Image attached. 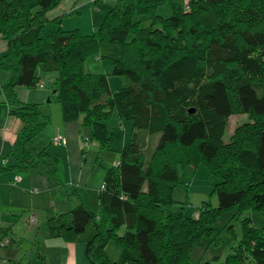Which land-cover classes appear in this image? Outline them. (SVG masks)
Instances as JSON below:
<instances>
[{
  "label": "trees",
  "instance_id": "trees-1",
  "mask_svg": "<svg viewBox=\"0 0 264 264\" xmlns=\"http://www.w3.org/2000/svg\"><path fill=\"white\" fill-rule=\"evenodd\" d=\"M61 1L0 0V39L7 43L0 70L12 73L3 91L10 113L23 122L0 159L2 168L30 175L43 164L60 162L47 147L29 149L50 115L16 91L42 87L44 73H56L53 97L62 119L92 127L90 138L101 148L111 147L107 121L114 111L131 121L132 131L118 164H101L106 174L99 209L79 196L72 209L47 220L51 237L74 241L83 235L79 241L86 243L91 264H182L189 256L186 243L210 235L225 212L262 210L264 79L253 81L247 73L264 72V0H190L191 13L178 0H117L92 33L64 29V16L47 32V12ZM233 3L236 11L222 17L223 8ZM192 13L203 38L195 24L184 30ZM93 56L111 70L88 71ZM109 75L120 76L123 85L111 88ZM185 105H194L195 112L182 114ZM237 112L247 114L249 122L228 136L229 119ZM156 134L159 142L150 157L141 139ZM200 163L219 179L213 190L218 205L206 202L197 215L172 211L178 166ZM30 214L36 219L34 211ZM242 223L243 238L225 262L214 257L197 264H246L250 257L264 264V228L250 218ZM11 241L0 240V246ZM111 241L121 247L119 260L107 253ZM14 264H46V255L38 251L32 260Z\"/></svg>",
  "mask_w": 264,
  "mask_h": 264
},
{
  "label": "rangeland",
  "instance_id": "rangeland-1",
  "mask_svg": "<svg viewBox=\"0 0 264 264\" xmlns=\"http://www.w3.org/2000/svg\"><path fill=\"white\" fill-rule=\"evenodd\" d=\"M185 5L186 12L191 11V7L189 5L190 0H178ZM250 1H248L249 3ZM259 3V0H256ZM251 3H249V6ZM254 7V6H252ZM102 3L96 7L94 5L89 6L84 9L81 16L75 14H69L63 20V24L65 23L66 29L80 28L82 33H92L96 28L97 24L94 22L95 19L99 18V23L101 21V12ZM167 7L160 8V12L166 10ZM237 4L233 3L232 7L227 6L223 8L221 15L224 17L228 16L229 12L232 10L236 11ZM255 8V7H254ZM170 13V12H169ZM191 13V12H190ZM191 18L187 21L188 27H184V30H188L193 24L197 25L196 31L199 33V37H204L203 32L200 27H198V23L194 19V13L190 14ZM97 17V18H96ZM191 20V21H190ZM145 22L149 23V21L145 18ZM80 23V25H79ZM96 25V26H95ZM192 28V27H191ZM189 33V31L187 32ZM188 36V35H187ZM87 70L94 73H108L111 68L105 69L101 62L97 60L95 56L88 59L87 62ZM248 78L253 81H260L264 79V72L258 74L247 73ZM109 81L111 88L118 89L123 85V81L120 76L109 75ZM52 104V114L49 118V123L47 127L42 131L41 136L43 138L44 143L49 145V149L54 152L56 151V147L62 148L64 145L50 144L48 135L49 132L53 129L55 131V127L57 126V122L62 115L61 106L58 102L51 103ZM56 108V110L54 109ZM186 109H194V105H185L183 110H181L182 114H184ZM59 116V118H58ZM250 117L247 114H243L237 112L233 114L229 119L228 126V136H231L238 126L249 122ZM108 128L110 132H112V144L111 147L101 148L97 141L91 139L92 135V127H84L82 132V138L78 137V160L77 156L73 161V166L78 169L73 174V178L78 179L81 182V178L78 177L79 168L83 167L85 170V174L87 180H83V184H77L74 187L68 186L70 188L69 193L73 191H77L72 195H68L66 193V200L63 201L64 197L62 195L58 196V198L54 201L57 204L54 205L52 199L47 200L44 193L39 194H31L29 188L26 190L19 189L12 193L10 190H6L4 192V187H0V218L4 213L8 214V210L2 209L1 204L3 201V206H8L11 202L12 197L15 198L16 202L20 203V209H35L33 207V203H37L40 206L35 210H46L48 211L47 206L52 203V209L55 212L61 213L66 212L72 209L77 203V199L82 197L83 199L86 197V203L91 207V209L97 211L99 209V187L103 184V179H105L106 169L102 163H106L108 165H114V163L122 157V149L130 143L131 131H132V123L129 120H121L117 112L114 111L111 118L107 121ZM86 135V136H85ZM160 134L153 135L151 137H147L145 139H141L145 147L146 154L151 157L153 151L155 150L158 142H159ZM91 139V140H90ZM67 164V161L64 162ZM179 169V184L175 186L173 191V197L176 201V204L172 207V211L179 212L183 210V212L187 215H197V209H199L202 204L206 202H210L212 206L218 205L217 194L213 192L215 184L219 180L215 175L211 174L204 163H200L198 166H194L192 164H188L183 167L182 165L178 166ZM50 172V169H48ZM53 171L51 170V176H53ZM55 178L61 179L63 183L66 184V178L64 177V171L56 172L54 175ZM53 179L57 181L56 179ZM50 180V182H53ZM70 181V180H68ZM86 181V182H85ZM186 181L187 187L183 186V182ZM46 179L44 182V187L47 189ZM70 183V182H68ZM72 184V183H71ZM86 185L85 190H81ZM24 186H29L24 183ZM147 187V186H146ZM37 188H39L37 186ZM66 188V187H65ZM145 188V186H144ZM85 191V192H84ZM98 192V193H97ZM82 193V195H79ZM4 196V198H3ZM69 197V199H68ZM188 203L189 205L183 207L182 203ZM66 203V204H65ZM76 203V204H74ZM45 205V206H44ZM33 207V208H32ZM51 209V210H52ZM166 211L167 209L164 208ZM30 210L25 212V216L18 221V223L14 226L15 231L17 232L16 242L8 248H3L1 253L3 258L1 264H11L9 257L15 261H28L33 258V256L41 251L46 255V264H65L67 263V257L64 254L62 258V254L57 252V246L62 243L61 239H53L50 235L49 226L43 224L41 226L40 232L37 230L39 226H37V222L35 224L36 219L30 221ZM236 210L232 209L225 212L222 216L218 218L215 225L213 226V232L208 236H203L198 238H194L192 241L189 240L186 243V248L189 251V256L183 260L184 264H197L201 261L213 259L214 257H218L220 262H225L228 256L232 253L233 247L237 246L240 240L243 238V220L245 218H250L252 223L258 228H264V208L262 210H251L247 209L242 212L240 215L234 216ZM37 218V216H36ZM42 221V220H41ZM32 222V223H31ZM35 224V225H34ZM232 228V230H230ZM124 229L120 230V233H123ZM233 232V233H232ZM90 230L87 231L86 235H90ZM50 236V237H49ZM187 239V238H186ZM10 240V239H9ZM6 242V240L4 241ZM198 242V243H197ZM59 249V247H58ZM107 253L112 260H119L121 258V247L111 241L106 247ZM182 263V264H183ZM246 264H257L252 257H250Z\"/></svg>",
  "mask_w": 264,
  "mask_h": 264
},
{
  "label": "crops",
  "instance_id": "crops-1",
  "mask_svg": "<svg viewBox=\"0 0 264 264\" xmlns=\"http://www.w3.org/2000/svg\"><path fill=\"white\" fill-rule=\"evenodd\" d=\"M116 1L117 0H101L95 3L94 0H62L56 7H54L53 9L47 12L49 23L46 25L45 29L47 32H51L57 28V24L53 22L55 18L62 17V16L66 18L67 15L75 14V13L81 16L85 8L92 6V5L97 7L100 4V2L102 3V6H103V8L100 9L101 21H102L104 14L110 9L112 5L116 3ZM99 18L100 17L94 20L97 26L100 24ZM61 26L64 29H66L65 23L63 24V21H62ZM6 48H7L6 41L0 39V55L4 53V51H6ZM86 68H87V63H86ZM40 69L41 68H39L38 71L41 73ZM11 76H12V73L10 71L0 70V159L8 155V152L10 151L18 133L23 128L22 120L10 113L9 105L5 101L6 96L3 91V85L10 80ZM55 79H56V73L54 71L44 73L42 77V80H43L42 87L38 86L34 88H29L25 86H18L16 88L17 95L24 102L41 104L43 111L46 114H49L51 116L52 114L51 113L52 112L51 103H54L56 101L55 98L53 97ZM50 96H52V99H50ZM54 109L56 110V108ZM60 121L61 122H59L58 120L57 122L58 124L55 127V131H53L52 129L49 132L48 139H49L50 144H53L52 138L55 135L57 134L65 135L66 142L63 143L64 146L62 148L56 147L55 152L54 150L51 151L49 149V145H47L43 141V138L41 136L42 132L35 138L34 142L29 145V149L33 152H36L37 150L47 147L51 153L59 155L60 162L58 166L54 167L53 165L43 164V166H40L39 168L35 169L30 175H25V174L19 175L15 171L3 169L2 168L3 166H1V163H0V187L2 186L4 187L3 193H5L6 190H10L12 193H14L16 190H19V189L26 190V188L28 187L31 194H39V193L45 192L47 194L45 196V199L47 200H49V198L50 200L52 199L53 204L56 205L57 203L54 201L58 198V196L62 195L64 197L63 201L67 199L66 193L68 194L70 191V188H68V186L74 187L77 184L82 185L83 180H87L86 175H84L85 170L83 167L79 168V174H78V177L81 178L82 181L79 182L78 179L73 178L74 172L78 171V169L73 166V161L75 160L76 156L78 160V150H79L78 137L81 140L82 138L81 130H83L84 127L80 125L79 120L64 121L62 119V115H61ZM55 145L57 144H54V146ZM120 159L117 161H120ZM65 160L67 161V164H65V167H64ZM48 169H50V172H48ZM51 170L53 171L54 175H56V172L58 173L59 171H64L63 178H66L67 180L66 181L67 186L63 183L61 179L55 178L54 175L51 176ZM17 176L21 177L19 181H15V178ZM54 178L57 181L53 180ZM46 179L48 180L47 189H45L44 187V182ZM50 180H53V182H50ZM26 182L29 186L25 187L24 183ZM86 185L87 184H85V186L81 188V190H85ZM37 186L39 188H37ZM100 187L98 189L99 193L101 190ZM33 190H37V192H32ZM79 195H82V193H79ZM84 201L86 202V197L84 198ZM78 202H79V198L77 199V203ZM19 205L20 203L16 202L14 197H12L11 202L8 206H3V201H2L1 207L2 209L8 210V214L4 213L1 216L3 220L0 218V240H3V241L6 240L7 242L9 239H12L13 241H11V243H7L4 246H0V258H3L1 250L3 248L10 247L16 242L17 232L15 231L14 226L18 223L19 220H21L25 216L26 211L30 210V211L35 212L37 216L35 224L37 222L38 223L37 226H39V229L37 230L38 232H40L41 226L43 224H46L48 226L47 220L49 218L56 216L59 213V211L55 212L52 209V203L49 206L45 207L48 210L47 212L46 210H41V209L36 211L35 209L38 208V206H40L37 203L32 204L35 209H20ZM89 230L90 232H92L91 228ZM47 235H50V233H48ZM81 237H83V235L78 236L74 241H65L61 238H58L62 240V243L57 246V252L59 250V253L62 254V258L64 254L66 255L67 263L65 264H91L86 255V243L83 240L79 241ZM53 239H56V238H53ZM32 259L33 258L29 259L28 261ZM9 260L11 264L19 262V261H15L11 259L10 257H9ZM28 261H24V262L20 261V262L26 263ZM1 263H2V260L0 259V264Z\"/></svg>",
  "mask_w": 264,
  "mask_h": 264
},
{
  "label": "built area",
  "instance_id": "built-area-1",
  "mask_svg": "<svg viewBox=\"0 0 264 264\" xmlns=\"http://www.w3.org/2000/svg\"><path fill=\"white\" fill-rule=\"evenodd\" d=\"M53 142H54V144H62V143H65V142H66V137L63 136V135H61V134H59V135H57V136L54 137ZM6 162H7V161H5L4 163H6ZM118 162H119V161H118ZM118 162H115V164H118ZM20 178H21V177H19V176L16 177V178H15V181H19ZM103 187H104V186H103ZM34 217H35L34 214H30V217H29L30 221H33V220H34Z\"/></svg>",
  "mask_w": 264,
  "mask_h": 264
},
{
  "label": "water",
  "instance_id": "water-1",
  "mask_svg": "<svg viewBox=\"0 0 264 264\" xmlns=\"http://www.w3.org/2000/svg\"><path fill=\"white\" fill-rule=\"evenodd\" d=\"M191 113H194L195 112V109H190L189 110Z\"/></svg>",
  "mask_w": 264,
  "mask_h": 264
}]
</instances>
